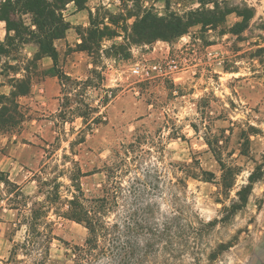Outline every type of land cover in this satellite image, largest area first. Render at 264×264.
Returning a JSON list of instances; mask_svg holds the SVG:
<instances>
[{"label": "rangeland", "instance_id": "1", "mask_svg": "<svg viewBox=\"0 0 264 264\" xmlns=\"http://www.w3.org/2000/svg\"><path fill=\"white\" fill-rule=\"evenodd\" d=\"M146 13L217 21L153 38ZM62 15L56 67L33 43L0 61V151L47 119L41 143L22 139L44 150L34 192L0 170V264H79L76 189L107 197L101 219L119 226L85 264H264V0H86ZM57 74V108L41 105Z\"/></svg>", "mask_w": 264, "mask_h": 264}, {"label": "trees", "instance_id": "2", "mask_svg": "<svg viewBox=\"0 0 264 264\" xmlns=\"http://www.w3.org/2000/svg\"><path fill=\"white\" fill-rule=\"evenodd\" d=\"M86 0H0V21L5 23L6 35L0 41V61L3 58L18 53L23 45L33 43L37 47L34 60L48 57L52 61L53 67L57 64V51L54 41L61 39L68 29V23L63 19L62 11L68 3L73 2L77 8H82ZM30 16V25L24 21V16ZM200 16L194 13L193 16ZM217 19L188 18L184 21L179 16L169 18H157L151 13H146L138 22L142 36L153 35V38L177 37L193 25L203 26L216 22ZM243 23H237L234 29H241ZM13 32V36L10 35ZM155 32H161L156 35ZM10 68V65H7ZM59 80L61 77L55 75ZM4 96L0 95V98ZM78 196H73L69 202L67 220L82 225L88 232L83 248L77 247L76 262L85 264L93 261L96 256L93 252L99 247V239L112 236V248L116 249L117 233L119 226L114 224L105 227L103 220L106 210H108L109 200L105 196L98 198H85L80 190L76 189ZM23 198L22 193L20 194ZM39 217L31 216V221L38 220ZM104 231V232H102ZM117 239V240H116Z\"/></svg>", "mask_w": 264, "mask_h": 264}, {"label": "crops", "instance_id": "3", "mask_svg": "<svg viewBox=\"0 0 264 264\" xmlns=\"http://www.w3.org/2000/svg\"><path fill=\"white\" fill-rule=\"evenodd\" d=\"M41 59H44L41 58ZM50 59V58H49ZM52 62V61H51ZM53 80H56V86H52L51 83ZM51 82V83H49ZM39 93L38 100L41 102V105H49L54 104L55 108H57L59 104V96H60V85L58 84V80L56 77L46 78L43 82H41L40 89H38ZM34 110L43 112L44 110L41 107H35ZM57 110V109H56ZM33 114L36 116H41L40 114L33 111ZM30 122H24L26 124H33L34 131L32 133L27 132L26 130L20 132L19 134L14 135L11 140L6 138V142L0 151V170L7 173L8 178L14 184H19L20 191L23 194L29 195L34 191L33 180H26L27 175L33 176L34 173L41 168H43L46 164L44 162V150L41 147L33 145L35 140L40 141L44 137L43 131H38V128H46L45 122H47L46 118L29 120ZM49 131L45 130V134ZM22 139L27 141L33 140V144L29 142H24Z\"/></svg>", "mask_w": 264, "mask_h": 264}, {"label": "built area", "instance_id": "4", "mask_svg": "<svg viewBox=\"0 0 264 264\" xmlns=\"http://www.w3.org/2000/svg\"><path fill=\"white\" fill-rule=\"evenodd\" d=\"M153 68H156L155 66ZM132 72L134 74H138L140 75L141 74V70H140V66H135L133 69H132ZM146 75H148V73L146 72Z\"/></svg>", "mask_w": 264, "mask_h": 264}]
</instances>
